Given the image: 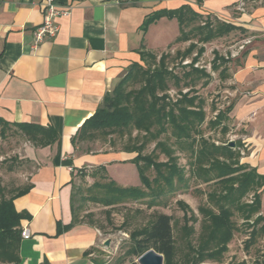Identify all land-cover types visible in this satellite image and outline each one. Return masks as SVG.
<instances>
[{
    "label": "crops",
    "instance_id": "0c3cea01",
    "mask_svg": "<svg viewBox=\"0 0 264 264\" xmlns=\"http://www.w3.org/2000/svg\"><path fill=\"white\" fill-rule=\"evenodd\" d=\"M42 2L0 0V119L51 128L60 137L47 148L28 142L23 151L33 171L27 178L31 190L14 205L31 216L22 221L31 237L22 238L19 264H96L104 234L74 220L76 169L134 163L137 154L112 147L89 153L73 140L129 68L143 64L141 53L165 52L179 38L176 18L146 26L156 13L190 6L244 31L236 44L244 43V50L233 54L243 66L232 62L228 80L234 96L229 125L245 133L241 164L264 177V0H57L71 14L58 19L55 38L34 49ZM106 175L116 182L111 171ZM260 195L264 212V188Z\"/></svg>",
    "mask_w": 264,
    "mask_h": 264
},
{
    "label": "trees",
    "instance_id": "16d2710c",
    "mask_svg": "<svg viewBox=\"0 0 264 264\" xmlns=\"http://www.w3.org/2000/svg\"><path fill=\"white\" fill-rule=\"evenodd\" d=\"M162 17L176 18L181 26L180 36L170 45L169 50H174L179 44L188 42L190 35L195 33L205 43L238 31L244 33L242 29L216 20L211 16L203 17L190 6H184L175 11L156 13L147 19L146 26ZM202 24L207 25L202 27ZM191 25L193 28L189 30ZM196 49V45L192 46L190 52H186L185 56L178 52L176 58L182 60L184 57L189 58ZM203 53L204 50L200 49L199 54ZM167 54L163 55L162 61L159 62L156 55L141 53L144 64L145 62L147 64V59L152 62L156 61L155 66L159 63L160 70L153 71L146 64L145 67L142 64H133L124 79L114 91L106 95L95 115L82 126L73 140L77 148L85 140L95 139L98 135L105 138L115 135L130 136L128 145L124 146L122 150L137 154L134 163L138 167L145 190L118 185L106 175L103 167L94 169L96 171L90 175L87 174L88 168L76 169V171L80 177L91 176L95 179L93 188L96 193L90 195L95 203L103 204L105 207H118L130 202L145 200L143 198L148 195V190L153 189L156 178L165 181L164 184H172L173 180L181 178V174H179V167L175 159L174 165H167L165 162L159 164L152 156L144 155V149L154 141L152 139H157L156 137L164 134L172 136L180 144L184 142V152L188 151L194 160V165L202 167L204 170L201 178L197 177V179L206 184H215L216 187L212 191L215 198L211 203L215 205L216 201L215 207L217 206L216 209L218 210V213L215 214H211V209L204 210L206 213L209 212L210 218L203 228L197 248L190 245L189 255L185 261L187 264H221L237 230L233 222L234 211L241 214L244 223L248 224V229L251 230L245 243L246 250H250L264 239V212L260 195V190L264 188V177L259 175L255 169L241 164L243 156L238 150V145L236 149L226 145L220 147L205 139L201 132V127L206 122V114L203 111L204 105H197L196 99L177 102L171 99L168 93L171 90V82L176 86L173 90L177 89L176 91L182 93L183 89L189 90L203 79H207L203 85H208L210 76L206 71H202L204 69L200 70L195 67L194 64L197 63L198 59H194L193 65L187 68L188 71H182L180 76L175 74L173 70L170 71L171 56L169 53ZM232 62H235L237 67L243 66L239 57L233 59ZM219 68L226 69L223 65L216 66L214 64V70L217 71ZM184 69L186 67L182 70ZM224 78L226 77L224 76ZM138 87L140 88L137 89ZM233 109L234 105H230L225 111L219 112L218 118L214 119L215 121L208 122V127L216 128L221 124H229ZM0 125L6 130L10 128L19 129L26 140L36 148H47L59 143L60 140L59 135L51 128L28 124H9L2 119H0ZM226 128L223 130H228ZM133 132L145 133L146 143L142 146H131L130 143H136L132 140ZM195 135L198 136V139L197 136L194 137ZM200 135L201 137H199ZM225 153H229V156H225ZM170 158L172 157L170 156ZM218 158L225 163L216 161ZM226 162H229L228 165H225ZM152 172H156L154 179H151L150 176ZM185 176L184 172V187H186ZM166 184L165 186H167ZM30 190L31 186H28L17 192L12 198H2L0 201L1 264L20 263L22 221L31 219V216L26 212L19 213L15 208L14 201L28 194ZM75 203L74 192L72 197L74 220L78 222ZM153 206L152 202L148 203V207L152 208ZM130 237L133 246L128 255L136 256L137 261L147 251L155 250L164 256V264H176L174 226L170 215L159 214L150 225L140 231L131 232ZM136 260L130 261L129 264H138ZM95 262L96 264H104L97 260ZM119 264H125L124 259ZM255 264H264V252L262 259L257 260Z\"/></svg>",
    "mask_w": 264,
    "mask_h": 264
},
{
    "label": "rangeland",
    "instance_id": "374dc122",
    "mask_svg": "<svg viewBox=\"0 0 264 264\" xmlns=\"http://www.w3.org/2000/svg\"><path fill=\"white\" fill-rule=\"evenodd\" d=\"M209 19L211 20V18ZM214 19L218 20L217 18ZM206 25L202 24L201 26L205 27ZM189 28L191 30L193 28L192 25ZM242 34L231 33L228 36L225 35L205 43L195 33L190 35L188 42L179 44L174 50L168 49L158 54L153 53V55H156L158 57L157 61L160 62L162 61L161 57L169 53L171 56L169 61L170 71L173 70L179 76L182 71H188L187 68L193 65L194 59H198L194 65L200 70L204 69L202 71H206L209 74L208 85H203L207 81V79H203L195 87L189 90L183 89V92L179 93L176 91L177 89L173 90L176 86L171 82V90L168 93L173 101L196 99L197 105H204L203 111L206 114V122L202 125L201 132L204 134L205 139L220 147L223 145L227 146L230 142H236L238 150L243 156L245 153L241 141L243 139L242 134H245L244 130L234 129L231 124H221L216 128L208 127V122L217 119L219 112L225 111L230 105H234L233 86L230 85L228 80L229 75H232L233 54L242 52L240 46L244 45V43L236 45L243 38ZM195 45L197 49L191 57H184V60L176 58L178 52L185 56V53L190 52V48ZM200 49L204 50L203 54H199ZM155 62L147 59V64L146 62L145 64L150 66L153 71H158L160 70L159 63L155 66ZM145 64L143 63L142 65L145 67ZM152 64L153 66H151ZM214 64L216 66L223 65L226 69L219 68L216 71L214 70ZM185 67L187 70H182ZM225 127L228 130H223ZM235 132H240V134L237 135ZM167 135L164 134L156 137L157 139H152L154 141L144 149L143 154L152 156L159 164L165 162L167 165H174L175 159L181 178L173 180L172 184L165 183L167 186L164 184L165 181L163 182L156 178L153 189L151 191L148 190V195L143 198L145 200L130 202L118 207H105L103 204L93 202L94 200L90 198V195L96 193L93 188L95 179L91 176H86L77 180L75 204L78 222L91 224L101 229L105 242H110L109 246L102 245L103 249L96 253L95 259L98 262L119 264L124 259V263L129 264L130 261L136 260V256L128 255L133 246L130 233L140 231L150 225L159 214H167L172 217L174 226L176 264H187L185 260L189 255L190 245L197 248L203 228L210 218L209 212L206 213L204 210L211 209V214L218 213L217 206L215 207L216 201L215 205L211 203L215 198L212 194L216 187L215 184H206L197 179V177L201 178L202 172L204 173L203 168L196 167L191 154L188 151L184 152V142L180 144L172 136ZM98 140L99 143H97ZM129 140L130 136L121 137L115 135L105 138L98 135L95 139H87L80 145L85 152H97L101 147L107 149L112 147L114 150L122 149L128 145ZM132 140L136 141L137 144L133 142L130 143L131 146H142L146 143V135L143 132H133ZM27 144L28 141L19 129L10 128L6 130L5 127L0 125V201L2 198L10 199L17 192L28 187L27 178L33 171L26 160L22 159L23 151ZM225 156H229V153H225ZM216 161L225 163L219 158ZM228 163L226 162L225 165H228ZM108 170L111 171V176L114 177L115 181L119 185L122 184L121 186L125 188L141 189L143 187L139 170L132 162L110 164L105 168L106 172ZM92 171L89 169L87 174L90 175ZM184 172L186 174V187H184ZM150 176L151 179H154L156 172H152ZM126 183H129L130 186H126ZM150 202L154 205L152 208L148 207ZM233 222L237 230L221 264L242 262L255 264L257 260H261L263 257L264 239L250 250H246L245 243L251 230L248 229V224L244 223L241 214L236 211H234Z\"/></svg>",
    "mask_w": 264,
    "mask_h": 264
},
{
    "label": "built area",
    "instance_id": "2783aa9c",
    "mask_svg": "<svg viewBox=\"0 0 264 264\" xmlns=\"http://www.w3.org/2000/svg\"><path fill=\"white\" fill-rule=\"evenodd\" d=\"M42 9L44 13L43 22L36 27L34 32V49L41 46L47 39L55 38L60 32V25L58 19L61 17H68L71 14L70 10L60 9L57 0H43ZM241 51L244 50V45L240 47ZM235 56V55H234ZM31 234L28 229H23L22 238L29 239Z\"/></svg>",
    "mask_w": 264,
    "mask_h": 264
},
{
    "label": "water",
    "instance_id": "95a60500",
    "mask_svg": "<svg viewBox=\"0 0 264 264\" xmlns=\"http://www.w3.org/2000/svg\"><path fill=\"white\" fill-rule=\"evenodd\" d=\"M227 146L229 148L236 149L237 144L236 142H230ZM105 245L109 246L110 242L106 241ZM164 261L165 258L163 255L157 253L155 250H149L140 256L137 262L138 264H164Z\"/></svg>",
    "mask_w": 264,
    "mask_h": 264
}]
</instances>
